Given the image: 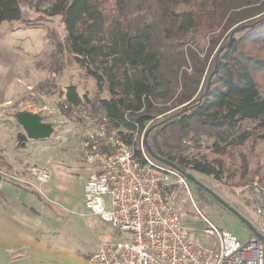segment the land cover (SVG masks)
I'll return each mask as SVG.
<instances>
[{"label": "trees", "instance_id": "1", "mask_svg": "<svg viewBox=\"0 0 264 264\" xmlns=\"http://www.w3.org/2000/svg\"><path fill=\"white\" fill-rule=\"evenodd\" d=\"M39 2L47 5L45 15L62 18L68 52L95 79L99 92L108 93L92 108L126 138L144 130L146 149L186 171L216 178L217 168L209 162L183 157L182 143L207 141L223 155L264 139V56L257 52L264 48V0ZM29 3L0 0V24L21 20ZM247 24L253 25L233 33ZM216 31L210 58L184 47L191 34ZM67 97L76 105L88 99L76 86L68 87ZM250 189L260 203L258 190Z\"/></svg>", "mask_w": 264, "mask_h": 264}, {"label": "rangeland", "instance_id": "2", "mask_svg": "<svg viewBox=\"0 0 264 264\" xmlns=\"http://www.w3.org/2000/svg\"><path fill=\"white\" fill-rule=\"evenodd\" d=\"M46 7L39 0H31L23 6L21 20L0 24V166L24 175L30 165L47 167L59 191L56 195L58 203L69 209L67 214L72 217L71 229L63 233L64 238L71 243V249L83 257L95 251L106 237H127L99 216H83L88 213L83 180L88 178L93 167L84 161L80 126L87 115H102L92 106L97 104L98 97H106L108 93L99 92L95 79L68 52L62 18L45 15L42 9ZM218 33L191 34L184 47L190 45L201 58H210L213 53L210 52L211 40ZM257 52L264 56V48ZM69 86H76L79 94L88 99L83 97V103L79 105L69 102ZM25 110L38 113L43 120L53 124L55 131L49 139L31 140L25 145L19 143L18 135L23 129L16 115ZM168 113L160 114L155 121L164 119ZM143 136L145 139L144 130L140 131L139 138ZM182 146V155L188 162L201 160L217 168L218 178L191 168L188 172L239 213L199 190L192 181L187 179V187L178 185L174 179L170 189L175 202L182 205V217L191 228V236L209 239L204 233L207 224L199 213L201 211L217 226L230 230L239 239H248L252 230L241 217L255 228L261 226V218L264 220V195L258 191L255 195L260 203L255 204L250 189L256 178L264 183V139L249 141L223 155L214 153L207 141L200 146L192 141L184 142ZM50 187L47 185L42 195L45 201L55 199ZM260 208L262 214L258 213ZM69 260L71 264L84 262L80 257Z\"/></svg>", "mask_w": 264, "mask_h": 264}, {"label": "built area", "instance_id": "3", "mask_svg": "<svg viewBox=\"0 0 264 264\" xmlns=\"http://www.w3.org/2000/svg\"><path fill=\"white\" fill-rule=\"evenodd\" d=\"M86 119L80 126L82 148L93 171L84 184L85 207L127 236L104 239L87 264H264V242L259 237L252 233L239 239L199 210L209 239L191 236L182 205L170 189L174 179L188 187L187 178L149 155L138 128L126 138L106 114L92 113ZM51 179L44 166H28L27 175L0 166V189L14 184L44 195ZM253 186L264 195L260 178ZM260 223L257 229L264 236L262 218Z\"/></svg>", "mask_w": 264, "mask_h": 264}, {"label": "crops", "instance_id": "4", "mask_svg": "<svg viewBox=\"0 0 264 264\" xmlns=\"http://www.w3.org/2000/svg\"><path fill=\"white\" fill-rule=\"evenodd\" d=\"M47 185L55 193L49 202L39 192L13 184L0 189V264H71L69 258L79 257L84 260L80 264H87L94 251L82 257L71 249L64 234L72 217L58 203L55 181Z\"/></svg>", "mask_w": 264, "mask_h": 264}, {"label": "water", "instance_id": "5", "mask_svg": "<svg viewBox=\"0 0 264 264\" xmlns=\"http://www.w3.org/2000/svg\"><path fill=\"white\" fill-rule=\"evenodd\" d=\"M252 25L253 24H249V25L247 24L241 27L240 26L236 27L233 33L239 31L240 29H244ZM219 54L220 52H218L217 57L219 56ZM16 116L24 131V132H20L18 135L19 143L21 145H25L26 142L30 140L49 139L55 131V127L53 126V124L50 122L43 121L42 116L38 113H33L29 110H25L23 112L17 113ZM145 142H146V137H145ZM147 150L152 155V157L155 158L157 161L164 163L169 167H172L173 169H176L177 171L185 175L188 180L192 181L193 183H195L196 185L200 186L208 193H210L215 199H217V201L220 204L225 206L227 209L235 212L236 214H239L236 211V209L230 206L225 200H223L220 196H218L212 189H210L209 187L204 185L200 180H198V178L194 174L182 169L177 163L157 155L152 151V149L148 145H147ZM241 219L244 221V223H246L249 226V228L252 230V233L257 237H259L264 242V236L259 232V230L253 227L250 223H248V221L245 218L241 217Z\"/></svg>", "mask_w": 264, "mask_h": 264}, {"label": "flooded vegetation", "instance_id": "6", "mask_svg": "<svg viewBox=\"0 0 264 264\" xmlns=\"http://www.w3.org/2000/svg\"><path fill=\"white\" fill-rule=\"evenodd\" d=\"M43 120V119H42ZM43 121H45V120H43ZM24 132V131H23ZM31 141V140H30Z\"/></svg>", "mask_w": 264, "mask_h": 264}]
</instances>
